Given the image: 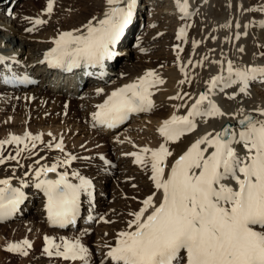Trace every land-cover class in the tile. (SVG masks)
<instances>
[{
    "label": "bare ground",
    "instance_id": "1",
    "mask_svg": "<svg viewBox=\"0 0 264 264\" xmlns=\"http://www.w3.org/2000/svg\"><path fill=\"white\" fill-rule=\"evenodd\" d=\"M15 1L17 0H0V30H8L10 34L9 44L7 41L4 43H7L8 47L11 43L22 46L20 50L16 48L6 52L1 48L0 39V57H3L0 60V141L10 139L12 135L24 136L29 132L33 136L42 135V141H37L35 148H32V142L29 141V148L18 156L17 151L18 148H23L22 144L3 146V158H15H7L0 164V180L9 179L12 187L19 188L24 193L20 208H15L12 214L4 219L20 217L21 214L30 211L32 222L24 228H19L18 225L6 227V223H0V263L7 259L8 253L17 255L16 258L23 256L21 253L7 250V241L4 239L6 234L19 240L15 243L30 240L33 252L26 259L27 263L48 256L45 253L34 252L44 249L41 241L39 242L44 235L53 238L54 241L59 237H66L64 235L66 233L61 230L63 227L50 221L48 198L42 189L36 187L39 180H56L60 173L66 172L68 180L73 184H80L81 178L90 181V187L86 191H81L79 208L88 207L87 209L93 210L91 207L95 203L100 206L98 210L87 213L86 217L84 215L82 219H75L84 224L82 235L86 233L94 237L92 247L83 244L85 242L82 243L90 253L88 264H115L111 258L105 257L108 256L110 248L118 243L119 233L131 230L128 226L129 221L133 219L131 214L139 211L142 201L149 195L155 194L156 201H159L161 196L151 180L150 165L145 167L136 163V158L131 153H140L145 147L156 149L165 143V138L159 131L164 121L174 114L187 115L199 95L209 90V81L213 77L222 75L227 80L229 60L233 62L234 68L264 67V0L255 2L259 15L253 20L252 14H255V10L253 11L250 6L251 0H187V14L181 12L177 0H169V4H164L168 12L154 11L157 16L148 17L135 44L136 47L140 46L144 53L148 52L146 58H150V62H147L150 66L137 68L126 64L130 55L122 56L114 47L115 55L110 65L105 69L97 67L82 83L85 87L83 92H77L74 88L76 83H78L76 87H79V82L83 81L82 74L79 81L75 79L72 89L68 82L74 78L73 75L67 76L68 80L65 83L61 82V77L49 75L46 50L55 48L54 41L63 32L86 35L85 25L90 21L95 24L104 18L109 7L107 0H72L79 4L74 5L75 9L64 5L57 15L50 18H45L37 10L35 12L32 10L36 2L34 0L20 2V7L13 9ZM38 2L39 5H35L37 7L48 3L46 0ZM165 2L166 0H152L149 7L154 9L155 5L162 6ZM56 3L63 5V0H57ZM181 3H184V0H181ZM10 7L13 9L11 12ZM137 9H141V6L135 8L133 22L121 40V44L125 45L120 51L122 53L131 54L133 34L139 31L141 14ZM138 13L140 17L137 16ZM30 14L39 16L45 23L34 24L37 18ZM229 24V27L225 26ZM30 28L33 30L28 31ZM182 28L186 36L178 39ZM121 59L125 63L117 71L115 68ZM149 71L155 72L164 83L150 88L154 102V107L150 111L134 112L135 117L147 112L148 115L142 117H146L148 124H142L143 119L136 117L135 122L128 126L129 132L119 137L117 129H111L107 124L94 119L93 114L100 111L98 106L103 104L112 92L136 82ZM115 74L117 77H114ZM25 75L38 78V85L24 86ZM10 79L17 80L15 81L17 84ZM182 80L183 84L180 83ZM242 86V83H234L230 87H225L224 82H221L209 93L210 99L226 115L196 117L195 130L186 133L177 142L169 141L167 146L173 155L167 160L166 175L175 160L206 133L217 132L226 122H234L247 115L264 119L259 111L264 109V74H258L255 79L250 80L246 92L240 91ZM100 89L103 91H98ZM17 90L24 91L17 93L19 92ZM177 96L182 99H172ZM9 107L14 114L10 111L8 113L10 115L4 117L3 112L7 113ZM19 107L24 112L18 117L19 113L16 111ZM149 115L152 117H148ZM140 130L143 131L139 133ZM231 130L238 132L242 127L235 124ZM61 139L63 151L55 147ZM46 144L52 145V150L47 151ZM108 145L116 152L114 157L95 153L98 150L107 151ZM85 148L88 149L84 150ZM70 156L75 157L73 162L64 163ZM58 161L60 164L56 172H49L37 179L38 169L43 166L51 167ZM107 161L111 166L109 172L105 169ZM121 166L128 168L136 176L132 178L136 181L122 182L119 187L123 191L118 194V204L108 205L106 192L101 189L102 182H109L111 174H116V169ZM115 167L116 171L113 170ZM90 172L93 173L92 177L98 175L96 180L92 177L87 178L86 174ZM74 173L78 175H73ZM131 186L134 189H131ZM95 190L96 194L93 196L92 192ZM122 196H126L127 199L124 200ZM85 201L88 206H85ZM32 205L35 210L33 207L29 210ZM96 216L101 218H98V225L95 226ZM36 226H38L36 233L29 235ZM43 226L47 229H43ZM43 261L51 262L48 258ZM180 262L183 264V259L177 264ZM74 264L83 262L77 260Z\"/></svg>",
    "mask_w": 264,
    "mask_h": 264
},
{
    "label": "snow or ice",
    "instance_id": "2",
    "mask_svg": "<svg viewBox=\"0 0 264 264\" xmlns=\"http://www.w3.org/2000/svg\"><path fill=\"white\" fill-rule=\"evenodd\" d=\"M107 4L109 7L103 19L85 25L86 35L74 32L59 35L54 41L55 48L47 54L53 66L67 64L70 70L81 62L99 65L115 55L114 46L133 22L137 0H107ZM177 4L181 12L187 14V0L184 3L177 0ZM53 6L54 0H48L49 14ZM43 23L45 21L40 19L34 21L37 25ZM185 36V30L180 29L177 38ZM227 72V80L218 75L209 81V90L199 95L187 115L174 114L164 121L159 131L165 143L156 149L145 147L140 153H131L136 163L145 167L150 165L151 180L161 196L156 201L155 194L149 195L142 201L139 211L131 214L133 219L128 225L131 230L121 231L118 243L107 253L115 264H177L181 259L183 264H264V119L248 115L239 121L243 127L238 132L225 127L221 131L206 133L192 143L165 174L167 160L173 155L167 146L169 141L177 142L192 132L196 128V117L226 115L210 99L209 93L221 82L225 87L242 83L240 91L246 92L249 81L264 74V67L234 68L229 60ZM162 83L163 79L149 71L136 82L112 92L98 106L100 111L93 114L94 119L113 127L128 113L150 111L154 107L150 88ZM259 111L264 116V109ZM29 141L35 148L36 142L42 141V135L33 136L29 132L0 141V164L4 163V145L22 144L18 156L29 148ZM55 147L63 151V140ZM72 159L75 157L70 156L64 163H70ZM59 164L58 161L51 167L38 169L37 179L56 172ZM0 185H3L0 187L2 220L12 214L24 193L12 187L9 179L0 180ZM36 187L42 189L48 198L50 221L63 227L74 222L81 191L90 187V181L81 178L80 184H73L65 172L56 180H39ZM45 239L48 244L45 251L49 256L88 264L89 250L78 239H63L59 244L51 237ZM31 247V242L25 239L10 244L7 250L26 256Z\"/></svg>",
    "mask_w": 264,
    "mask_h": 264
},
{
    "label": "rangeland",
    "instance_id": "3",
    "mask_svg": "<svg viewBox=\"0 0 264 264\" xmlns=\"http://www.w3.org/2000/svg\"><path fill=\"white\" fill-rule=\"evenodd\" d=\"M25 0H17V1H15V2H13V4H14V6H13V9H18L20 6V2H24ZM34 1H36L35 2V5H39L38 3V0H34ZM42 1V0H41ZM46 1H48V0H46ZM62 1V0H61ZM137 1H139L138 2V6L140 7L141 6V9H138V12L141 14H139L138 13V17H140L139 18V23H140V27H139V31H137V32H135L134 34H133V39H132V42L133 43H131V45H132V47H131V54L130 53H125V52H120L124 47H125V45H120V47L118 48V51H119V54L120 55H122V56H129V59L126 61V64H130V65H133V66H136L137 68H139L140 66H150L149 64H147V62H150L149 61V57H148V59L146 58V56H148L149 54H148V52H146V53H144V51L143 50H141V47L140 46H137L136 47V43H137V39L141 36V34H140V32L143 30V28H144V24H146V21L148 20V17L150 16V15H154V17L155 16H157V14L156 13H153L154 11H159V13L161 12V13H166V12H168V8L164 5V4H169V0H166V2L165 3H163V5L162 6H158V7H156V5H155V8L154 9H151L150 7H149V5H150V3L152 2V0L150 1V0H137ZM257 1H259V0H251V4H250V6H251V8L253 9V11H254V13L255 14H252V20L253 19H255V18H257V16L259 15V12L256 10V6H257V3H255V2H257ZM57 0H54V6H53V11L49 14L48 12H47V5H48V3L47 4H45V5H40V7H37V6H33L34 8L32 9L34 12L37 10L38 12H40V14L43 16V17H47V18H50V17H53L54 15H57L58 13H59V11H60V9H61V7H64V5L66 6V7H68V8H72V9H75V6H78L79 4L78 3H74L72 0H63V5H57ZM72 2V3H71ZM254 2V3H253ZM74 3V4H73ZM253 3V4H252ZM12 4V5H13ZM72 4V5H71ZM75 5V6H74ZM138 6H136L137 8H138ZM74 7V8H73ZM13 9H11V7H10V12H11V10L13 11ZM153 10V11H152ZM32 17H35V18H37V19H40L39 18V16H36V15H33V14H30ZM140 15V16H139ZM159 15H164V14H159ZM255 17V18H254ZM11 18V17H10ZM42 19V18H41ZM10 21H11V19H10ZM140 34V35H139ZM0 39H2V47H1V45H0V47L3 49L4 48V50L6 51V52H8L9 50L10 51H12L13 49H16L17 48V50L19 49H21L22 48V46H18L16 43H11L10 45H9V47L7 46L9 43H8V41H9V39H10V34H9V32H8V30H0ZM5 41H7V43H4ZM122 46V47H121ZM134 46H135V48H134ZM8 48V49H7ZM9 51V52H10ZM0 52H1V50H0ZM132 56H133V58H132ZM119 62V63H118ZM117 62V65H116V68L115 69H117V71H119L121 68H122V66H123V64L125 63L124 62V60H119ZM114 77H117V75L115 74L114 75ZM38 85V84H37ZM83 88H81V89H79V90H77V92H83V90H84V86H82ZM25 90V89H24ZM24 90H22V92L24 91ZM17 91H19V92H17V93H22L20 90H17ZM81 95H79V97H80ZM11 107H9V109H8V111H6L7 113H5V111L3 112L4 113V117H8L9 115H8V113H10V111H11V109H10ZM20 110V111H19ZM12 112V114H14L13 113V111H11ZM24 112V110H22V108H17V111H16V113L18 114L19 113V115H17L18 117L20 116V114L21 113H23ZM148 114H147V112H145V113H141V114H138V116H136V117H138V118H142V119H140V121L142 122V124L144 123V124H146L148 121H147V119H146V117H142V116H147ZM136 117L134 116V117H132V118H130L125 124H123V125H121V127L119 126L118 128H117V130L116 131H118L117 132V135H119V137H122L123 135H125V133H128L129 131H128V126H130V125H132L134 122H135V119H136ZM148 117H152V115H149ZM21 118V117H20ZM145 118V119H144ZM145 120V121H144ZM140 121H138V123L140 122ZM140 122V123H141ZM148 124V123H147ZM140 128H142V127H140ZM120 131V132H119ZM128 131V132H127ZM141 131H143V130H140V132L139 133H141ZM124 132V133H123ZM121 134V135H120ZM51 144V143H50ZM50 144H46V149H47V151H50V150H52V147H49V145ZM109 146V145H108ZM86 149H88V148H85L84 150H86ZM97 155H108L109 157H114L115 155H116V152L114 151V150H112V148L109 146V148L107 149V151H101V150H98V151H96L95 152ZM95 154V155H96ZM129 157H131V155H129ZM7 158H9V157H7ZM6 157H4L3 159H4V161L7 159ZM72 161V160H71ZM70 164V163H69ZM110 163L107 161V163H105V169H106V171L107 172H109V170H110ZM117 167H115L113 170L114 171H116L117 170V173L116 174H114V173H112L111 174V177H110V181L109 182H102V190L103 191H105L106 192V195H107V199H106V202H107V204L108 205H117L118 204V202H117V198H118V194L119 193H122V189L119 187L120 185H121V183L122 182H126V181H136V180H133L132 178H135L136 176L133 174V173H131L129 170H128V168H126V167H124V166H121V167H119V168H117ZM116 169V170H115ZM118 174V175H117ZM86 176H87V178L88 179H91L90 177H92L93 176V173H87L86 174ZM97 176L98 175H94V177H92L93 178V180H96L97 179ZM130 176V177H129ZM128 178V179H127ZM133 185H135V184H133ZM132 185V186H133ZM132 186H131V189H134V188H132ZM93 194V196L96 194V190L95 191H93L92 192ZM122 198L124 199V200H126L127 199V197L125 196V197H123L122 196ZM85 206H88V203L86 204V201H85ZM33 207V205L32 206H30V208H29V210L31 209ZM88 207H86L85 209H87ZM91 208H93V210L94 211H96V210H98L99 208H100V206L99 205H97V203H95L94 204V206L92 205V207ZM28 210V211H29ZM33 210H35V207H33ZM93 210H91V209H87L86 210V212H85V214L83 213L82 214V216L83 215H85V217H86V214L87 213H89L90 211H93ZM82 216H81V219H82ZM22 217V218H21ZM31 217H32V214L30 213V211L27 213V214H21V216L20 217H13V218H11V219H6V220H4L3 221V223L5 224H7V226L6 227H10V226H12V225H18L19 226V228H21V227H26V225L27 224H29V223H31L32 222V219H31ZM84 217V218H85ZM101 218V216L99 217V216H96V222H95V226L96 225H98V221H99V219ZM84 224H81V222L78 224V225H76V226H73V227H67V228H64L62 231L64 232V233H66V234H64V235H66V237H59L57 240H55V242L57 243V244H59V243H61L62 242V240L63 239H69V240H79L81 243H83V242H85V243H83V244H86V245H90L91 247L93 246L92 244H93V239H94V237H93V235L92 234H86V233H84V235H82L81 233H83L82 232V226H83ZM39 226V225H38ZM38 226H36V229L34 230V231H32V232H30V234L29 235H34L35 233H36V231H37V229H38ZM93 226H94V224H93ZM50 227V226H49ZM51 228V227H50ZM43 229H47V228H45V226H43ZM1 230V229H0ZM9 232V231H8ZM44 232V231H43ZM82 235V236H81ZM78 236H81V237H78ZM46 236L44 235L42 238H41V240L39 239V242L41 243V244H43V247H44V249L42 250V249H38V251H34V252H36L37 254H47V252L45 251V249L48 247V244H47V241H46ZM5 241H7L6 243H7V246H9L10 244H12V243H15V242H17V241H19V240H17L16 239V237L15 236H13V237H9L7 234H6V236H5ZM81 239V240H80ZM30 241V240H29ZM39 243V244H40ZM32 248V247H31ZM31 248H29L27 251H28V255H23L22 257H18V258H16V256L17 255H11L10 253H8V255H7V259H3L2 261L3 262H1L0 264H74V261H65L63 258H61V257H57V256H55V255H52V256H44V259H38V260H31L29 263H27V258H29V256H30V254H32V249ZM41 250V251H40ZM10 252V251H9ZM95 254H96V256L98 255L97 254V252H95ZM107 256V255H106ZM37 257H39V256H37ZM5 258V257H4ZM45 258H48L51 262H45V261H43V260H45ZM105 258H110L109 256H107V257H105ZM16 261V262H15Z\"/></svg>",
    "mask_w": 264,
    "mask_h": 264
},
{
    "label": "water",
    "instance_id": "4",
    "mask_svg": "<svg viewBox=\"0 0 264 264\" xmlns=\"http://www.w3.org/2000/svg\"><path fill=\"white\" fill-rule=\"evenodd\" d=\"M248 116V115H247ZM253 116V115H252ZM244 118V117H243ZM243 118H238L236 121L234 122H226L219 131L223 130L225 127H229L231 129V127L235 124H239V121ZM241 126V125H240Z\"/></svg>",
    "mask_w": 264,
    "mask_h": 264
}]
</instances>
